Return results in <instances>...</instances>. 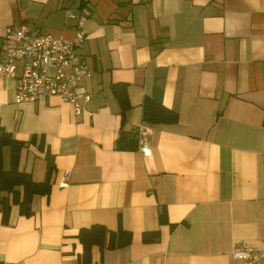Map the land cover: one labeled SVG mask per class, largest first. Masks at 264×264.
<instances>
[{"label": "crops", "instance_id": "obj_1", "mask_svg": "<svg viewBox=\"0 0 264 264\" xmlns=\"http://www.w3.org/2000/svg\"><path fill=\"white\" fill-rule=\"evenodd\" d=\"M19 23L82 33L91 75L78 114L57 97L15 103L16 79L0 78V127L25 142L17 168L39 182L52 165L28 215L10 194L4 221L0 206V264H79L78 230L91 225L129 241L91 244L84 264H245L233 245L264 248V0H0V56ZM144 97L177 120L151 125L146 153L118 148L120 129L143 123Z\"/></svg>", "mask_w": 264, "mask_h": 264}, {"label": "built area", "instance_id": "obj_2", "mask_svg": "<svg viewBox=\"0 0 264 264\" xmlns=\"http://www.w3.org/2000/svg\"><path fill=\"white\" fill-rule=\"evenodd\" d=\"M65 15L71 16L68 11ZM82 40V33L68 39L49 32L31 33L21 23L7 26L2 35L0 78L16 79L14 102L57 97L68 103L74 114L80 113L89 100L83 81L91 75L78 54ZM135 133L136 149L146 153L152 126L137 125ZM68 174L63 172V184ZM229 255L245 264H264V248L235 244Z\"/></svg>", "mask_w": 264, "mask_h": 264}, {"label": "trees", "instance_id": "obj_3", "mask_svg": "<svg viewBox=\"0 0 264 264\" xmlns=\"http://www.w3.org/2000/svg\"><path fill=\"white\" fill-rule=\"evenodd\" d=\"M110 90L119 104L121 114L124 115V111L129 108L125 84L122 82L112 83ZM141 119L144 124L149 125L173 123L177 120V114L160 102L150 97H144L141 101ZM24 144V141L12 138L9 133L0 127V206L3 221L9 211V203L6 195L10 194V202L17 204L21 214L28 215L30 213L29 203L31 197L34 194H46L49 190L48 176L51 172L52 165L48 157L46 158L45 178L42 181H33L29 173L17 168L19 152ZM136 144L135 127L129 131L120 129L116 137V145L118 148L130 147L136 149ZM5 146L8 149L7 167H4L2 162V148ZM159 220H165L163 213L160 214ZM77 236L82 245V252L77 259L79 264L88 262L91 244H97L102 250L103 247H121L129 241V233L127 231L121 228H118L116 232L107 231L100 225L80 228ZM104 236L108 239L106 243H104Z\"/></svg>", "mask_w": 264, "mask_h": 264}, {"label": "rangeland", "instance_id": "obj_4", "mask_svg": "<svg viewBox=\"0 0 264 264\" xmlns=\"http://www.w3.org/2000/svg\"><path fill=\"white\" fill-rule=\"evenodd\" d=\"M3 151H6V150H5V148H3ZM3 151H2V155L4 156V155H5V153H4Z\"/></svg>", "mask_w": 264, "mask_h": 264}]
</instances>
